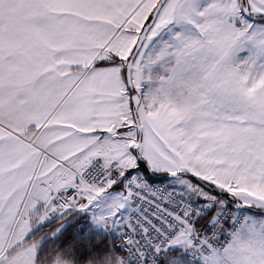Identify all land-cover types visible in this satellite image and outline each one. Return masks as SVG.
<instances>
[{"label": "snow or ice", "instance_id": "6c2138e0", "mask_svg": "<svg viewBox=\"0 0 264 264\" xmlns=\"http://www.w3.org/2000/svg\"><path fill=\"white\" fill-rule=\"evenodd\" d=\"M0 264H264V0H0Z\"/></svg>", "mask_w": 264, "mask_h": 264}]
</instances>
